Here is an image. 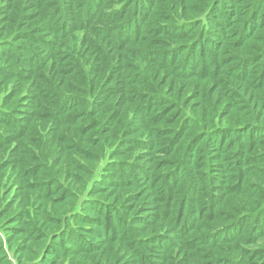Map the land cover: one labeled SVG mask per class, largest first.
<instances>
[{
    "label": "trees",
    "instance_id": "1",
    "mask_svg": "<svg viewBox=\"0 0 264 264\" xmlns=\"http://www.w3.org/2000/svg\"><path fill=\"white\" fill-rule=\"evenodd\" d=\"M114 1L78 2L81 29L73 0L0 3V91L29 84L21 110L0 108L15 159L0 164V264H255L264 0Z\"/></svg>",
    "mask_w": 264,
    "mask_h": 264
},
{
    "label": "rangeland",
    "instance_id": "2",
    "mask_svg": "<svg viewBox=\"0 0 264 264\" xmlns=\"http://www.w3.org/2000/svg\"><path fill=\"white\" fill-rule=\"evenodd\" d=\"M74 1V5H75V7H74V9L72 10V13H74L73 15L71 14V15H69L68 16V18L67 19H69L70 18V24L72 25V26H74V24H78L79 22H84V20H85V18H84V13H85V8H83V7H81L80 8V6H82V4H80V6L79 5H77L78 4V2H80L81 3V1L82 0H73ZM110 1V0H109ZM115 1H118V0H115ZM114 1V2H115ZM200 1H203V0H200ZM119 2H121V1H118V2H115L116 3V7L118 6V4H119ZM0 3H2V5L4 4V7H5V9H6V11H5V9L2 11V13H7L8 12V8H9V3H7V0H0ZM225 4H227V3H225ZM70 6H73V3L72 2H70ZM24 7H28V4H27V6L25 5ZM48 7V10H52L53 9V7L52 6H47ZM107 9H109V8H107ZM109 10H112V9H109ZM106 12H108V11H106ZM128 15H130V13L128 14ZM195 18V17H194ZM112 20V19H111ZM110 20V18H107V19H105L104 21H102V22H100V24H99V26H101L100 28H103V29H106V28H109L112 24V22H110L111 21ZM95 24H97L96 22H95V20H92L91 22H90V25L91 26H94ZM49 25H50V29L51 30H53V31H56V30H58V28H59V26H60V22H59V20H55L54 22H50L49 23ZM79 28L81 29V24L79 23ZM91 33V34H90ZM80 34H83V31H81V32H78V33H76L75 35H80ZM97 34V33H96ZM56 36H58V34L56 35H42V36H36V38H42V40H43V42H48V41H52V40H64V36H62V37H60V38H58V37H56ZM98 36H102V34H100V35H93V32H89V37L90 38H92L93 40H97V37ZM104 37V36H103ZM105 38V37H104ZM107 38H110V37H107ZM10 39V38H9ZM36 40H38V39H36ZM19 42H21V43H24V41H19ZM34 44V48H40L41 46H39V45H35L36 43H33ZM76 45H77V43H76ZM79 45V44H78ZM82 45V44H81ZM49 47V46H48ZM40 50H42V48H40ZM84 53L81 51L80 52V57H81V59H84V55H83ZM3 59V58H2ZM46 62V61H45ZM65 64H67V67H65L64 69H65V71L66 70H73V71H76L77 72V67H76V64H75V62L74 63H71L70 61H68V62H66ZM69 70V71H70ZM34 74H36V72L34 73ZM258 75L256 74V75H252V77L251 78H253V77H257ZM38 78L39 77H37L36 76V80H38ZM3 89L0 91V108H2L4 105H3V103H4V101H6V103L5 104H7V108L8 109H11V108H14L15 107V110H21V108L23 107V106H20L21 104H22V102H23V99H20V97H21V95L24 93V91H25V88H27L28 86H29V84L27 85V83L25 84V83H22V82H19V81H15V79H12V78H10L9 80L8 79H5V80H3ZM248 90H249V92H254V93H262L263 95H264V88H262V89H258L257 87H256V85H255V81L253 82V83H251L249 86H248ZM216 93V92H215ZM213 99H217V101L218 102H220V98H218V96L216 95V94H214L213 95ZM188 102V101H187ZM195 102H197V101H195ZM188 104L190 105V104H192V102H188ZM3 105V106H2ZM25 109V108H24ZM222 109L221 108H216V111H215V113L214 114H211L210 115V118L211 117H213V118H221L223 115H222ZM227 117H230V115L229 116H227ZM227 118L226 117H224V121L223 122H225V120H226ZM165 124V123H164ZM223 125H226V122L225 123H223ZM165 126H167V125H165ZM121 133L123 132V131H125V128L123 127L121 130ZM0 133H1V136H3V137H7V136H9V132H8V128L4 125V124H2V123H0ZM0 136V140H1V137ZM2 144H6V145H2ZM0 146H2V147H0V164L1 163H3L4 161H6V162H14L15 161V159H14V156H12V158H9V155H11L10 154V151H12V149H13V146H14V143L12 142V143H9L8 141H6V142H3V141H0ZM257 148H262V151H264V144L263 143H260L259 145H257L256 146V149ZM255 149V150H256ZM107 152H109V151H107ZM142 154H143V148L141 149V148H138V147H136V148H134L133 150H132V155H131V160L134 158V156H136V157H138V156H142ZM12 155H13V153H12ZM253 155V153H250L248 156H252ZM18 158H21L19 155L17 156ZM108 155L106 156L105 155V157H104V162L102 163L101 162V166H103L104 165V163H106V162H108ZM115 160H121L120 158H116ZM246 167V169L248 168V169H251L252 168V165H248V164H244ZM100 166V167H101ZM204 166V161L202 160V161H199L198 162V165L196 166V167H198V168H196V170L195 171H198V172H200V171H202L203 170V167ZM100 167H99V169H100ZM264 167L261 165V164H258L257 165V167H255V170H260V169H262V172L264 171V169H263ZM247 169V170H248ZM164 170V169H163ZM161 168L158 170V174H161L162 173V171H163ZM6 173H9V171L7 170L6 171ZM232 176H234V174H230V178L232 177ZM5 177L7 178V174H5ZM12 180L13 179H11V181H8V180H6V184L5 185H3V186H1L3 189L4 188H6V187H9V186H11V184H12ZM32 180V179H31ZM235 183V178L234 179H231V181H230V183H229V185H232V184H234ZM182 186L183 185H181L180 187L182 188ZM180 188V189H181ZM139 189V192H143V190L145 191L146 189H143V187H140V188H138ZM150 190H151V188H150ZM260 191H263L264 192V186L261 184L260 185ZM145 193L147 194V190L145 191ZM143 194V193H142ZM82 197V196H81ZM8 198H10V197H8ZM7 198V199H8ZM7 199H6V201H7ZM81 200V199H80ZM141 202H143V196L141 197V200H140ZM78 202V201H77ZM262 206H264V201L262 202ZM45 207H47V206H45ZM144 210H146V209H144ZM157 211H158V209H155V210H153L152 211V213L153 214H156L157 213ZM143 236H145V235H143ZM19 240V237L18 238H16V241H18ZM16 244H17V242H16ZM259 248H262V249H264V237L263 238H260V239H258V241H257V243H256V245H255V247H254V250L255 249H259ZM256 255H255V257H256V261L255 260H253V262L255 263V264H260L261 263V261L264 259V251H262L261 250V252L260 253H255ZM7 255H8V257L10 258V260L12 261V262H15V259H14V256H13V253H11V252H8L7 253ZM31 257H34V255L33 256H31ZM30 259H32V258H30Z\"/></svg>",
    "mask_w": 264,
    "mask_h": 264
}]
</instances>
